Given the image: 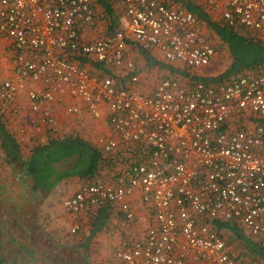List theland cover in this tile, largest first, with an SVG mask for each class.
Wrapping results in <instances>:
<instances>
[{
  "label": "built area",
  "instance_id": "1",
  "mask_svg": "<svg viewBox=\"0 0 264 264\" xmlns=\"http://www.w3.org/2000/svg\"><path fill=\"white\" fill-rule=\"evenodd\" d=\"M110 1L124 22L98 35L92 0H0V38L9 42L14 73L0 82V112L17 114L18 91L40 81L41 89L27 92L29 110L51 132L56 115L48 103L64 96L103 119L108 131L95 144L110 154L123 149L126 161L112 179L82 184L63 207L72 221L104 204L117 207L111 264H239L213 223L234 222L264 241V72L192 82L144 68L129 42L191 73L202 74L217 51L179 3ZM198 1L225 24L264 37V0ZM92 60L105 71H93ZM135 192L149 217L139 233L127 234L145 216L130 204Z\"/></svg>",
  "mask_w": 264,
  "mask_h": 264
},
{
  "label": "trees",
  "instance_id": "2",
  "mask_svg": "<svg viewBox=\"0 0 264 264\" xmlns=\"http://www.w3.org/2000/svg\"><path fill=\"white\" fill-rule=\"evenodd\" d=\"M172 1L179 3L196 15L200 26L207 29L214 42L217 51L216 57L219 52L224 50L228 63L216 75H208L203 72L202 74L201 72L191 73L188 69L157 59L149 51L136 46L138 55L147 68L156 67L162 69L166 75L181 79L189 77L192 82H218L248 72H264V37L260 33L243 26L225 24L198 0ZM92 2L96 12H102L108 19L110 18L106 27L107 31L115 29V20L112 16L114 13L113 3L110 0H92ZM102 31L104 32V30ZM129 43L135 46V43ZM81 61L83 64L89 62L86 58H81ZM90 68L93 71L104 72L106 67L99 61L92 60ZM46 131L47 134L44 138L23 144L14 136L0 112V160L12 166L20 178V183L25 184L23 191L27 201L34 205L46 200L63 180L77 177L84 183H92L112 175L115 169L122 164V161H126L122 159L125 158L123 149L110 154L99 149L93 139L86 138L79 133L59 131L53 133L48 128ZM0 186L2 187L1 192L4 193L5 184ZM111 208L112 206L104 204L89 213L88 231L81 247L88 248L98 233L112 227L108 226L111 221ZM213 226L222 237H224L223 232H228L231 238L239 243L242 253L249 256L250 260H264L263 239L245 234L238 224L227 220H215ZM126 233H130L129 229ZM81 247L78 249L79 251H81ZM48 258H44L43 263H50V256ZM234 258L238 261L236 256ZM249 263L248 261L247 264ZM0 264H8L2 254H0ZM239 264H241L240 261Z\"/></svg>",
  "mask_w": 264,
  "mask_h": 264
},
{
  "label": "rangeland",
  "instance_id": "3",
  "mask_svg": "<svg viewBox=\"0 0 264 264\" xmlns=\"http://www.w3.org/2000/svg\"><path fill=\"white\" fill-rule=\"evenodd\" d=\"M113 5V7L116 6L113 8L115 11L113 16H116L115 21L119 22H115L114 28H118L124 22L123 14L117 3ZM97 13L96 25L99 31H102L108 18L102 12L97 11ZM102 32H99L98 35H102ZM131 46L130 56L132 59L140 61L139 64L147 68L138 55L136 47ZM227 63V54L223 50L202 72L216 75L226 67ZM89 137L94 140L96 135ZM12 170L14 169L7 168L6 164L0 160V185L5 184L4 193L1 192L2 187L0 186V254L4 256L8 264H45L43 263L44 258L49 256L51 262L47 264H111L109 258L111 247L108 246L110 245L108 240L113 235L111 231L116 232L115 237L118 234L116 215L110 217L109 223L112 224V227L98 233L88 248H83L80 245L83 244L88 231L89 213L80 215L75 221H72L63 207V200L72 195L81 185L74 189L71 184L65 183L66 186L52 192L48 199L34 205L27 201L23 191L25 184L22 185L23 188L18 187L17 173ZM6 177H8L7 181H5ZM18 190L21 191L17 195ZM74 222H77L78 228L72 230ZM33 225H38L34 233L27 228ZM23 226H26V229H22ZM21 229L24 231L21 232ZM13 231H19V233L16 232L13 235ZM223 234L230 254L236 256L238 262L240 261L241 264H247L248 261L253 262L249 256L242 253L239 243L233 240L228 232H223ZM80 247L81 251L78 250ZM104 247L106 253H103Z\"/></svg>",
  "mask_w": 264,
  "mask_h": 264
},
{
  "label": "crops",
  "instance_id": "4",
  "mask_svg": "<svg viewBox=\"0 0 264 264\" xmlns=\"http://www.w3.org/2000/svg\"><path fill=\"white\" fill-rule=\"evenodd\" d=\"M115 7H113V8H115ZM120 9L122 10L121 7H120ZM122 14H123V10H122ZM113 18L115 20L116 16H113ZM109 21H110V18L107 20V24L109 23ZM115 22L119 23V22H117V20ZM107 24L102 28L104 30V32L107 31V29H106ZM92 30L94 32H98L99 31L98 26L97 25L93 26ZM89 35L92 36V34H89ZM8 43H9L8 40L0 38V82L7 79V78H13L14 77L12 64H11V54L12 53L9 49ZM154 57H156V56H154ZM41 87H42V83L40 81L27 82L24 85V87L21 88L17 93V95H18L17 101H18V105H19L18 113L13 115V116L6 113V112L2 113V115L6 119L8 127L11 129L14 136L17 138V140H19L23 144H29L33 140L44 138L47 134L45 126H43L39 122L33 120V118L35 116H33L31 111L29 110L30 100L27 96V92L29 89L39 90V89H41ZM2 105H3V103L0 101V107H2ZM43 105H46V103H43ZM68 105L78 106L79 112H77L75 114L67 113L65 111V107ZM48 106L53 109V111L56 115L57 131H59V132H62V133L63 132L64 133H72V132L75 133L76 132V133H79L80 135H82L86 138H90L89 136H91V135L93 137L94 135H98L100 133L107 134L108 128L106 127L103 119L92 118L89 115V113L87 112L84 102H82L78 98H72L69 96H64V99L62 102H60V103L50 102V103H48ZM6 167L12 168V166H9L8 164H6ZM12 171L14 172V170H12ZM16 179L19 180V182H18L19 186L18 187L21 188L22 184L20 183V178L18 177V174L16 176ZM105 179H108V180L112 179V175L110 174V176L105 177ZM7 180H8V177L5 178V181H7ZM65 183H67V185L71 184L74 189L79 187L80 185L84 184L82 179H79L77 177H71L69 179H66V180H63L62 182H60L55 190L58 191L59 188L64 187V185L66 186ZM20 191L21 190L17 191V195L19 194ZM128 199L130 201L132 208L135 209V212H138V213L145 215L143 221L132 223L131 229L128 228L130 233L136 234L137 232L139 233V229H140L141 225L143 226V224L145 222H147V219L149 216H148V213H146L144 211L145 208H143L141 205L143 203L141 202V200L139 198L138 192H135V194L128 196ZM115 213H119L117 211L116 206L111 208L110 217L116 215ZM116 216H117L116 220L119 221V219H120L119 214H117ZM114 223H116V222H114ZM114 223H113V225H114ZM35 224H37L36 221H35ZM37 226L33 225V226L27 227V228L32 233H34ZM108 226L110 227V226H112V224L108 223ZM117 226H118V223H117ZM22 229H26V226H23ZM22 229H21V232L24 231ZM13 232H14L13 235H15L16 232H17V234L19 233V231H16V232L13 231ZM102 232H104V231H102ZM111 232H113V235L108 240V244L110 242V245H108V246L111 247L110 257H109L110 263L112 260L111 254H112V252H113V250H114V248H115V246L119 240V235L117 234V236L115 237L116 232L115 233H114V231H111ZM109 234H110V232H109ZM0 237H1V235H0ZM103 253H106L105 247L103 249Z\"/></svg>",
  "mask_w": 264,
  "mask_h": 264
}]
</instances>
